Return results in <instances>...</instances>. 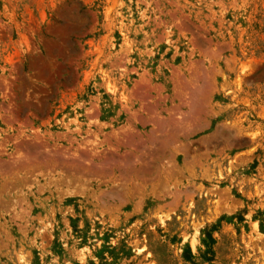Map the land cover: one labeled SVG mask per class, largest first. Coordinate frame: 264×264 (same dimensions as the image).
I'll list each match as a JSON object with an SVG mask.
<instances>
[{"label": "rangeland", "instance_id": "rangeland-1", "mask_svg": "<svg viewBox=\"0 0 264 264\" xmlns=\"http://www.w3.org/2000/svg\"><path fill=\"white\" fill-rule=\"evenodd\" d=\"M0 264H264V0H0Z\"/></svg>", "mask_w": 264, "mask_h": 264}]
</instances>
